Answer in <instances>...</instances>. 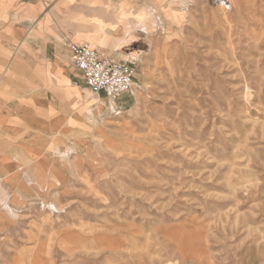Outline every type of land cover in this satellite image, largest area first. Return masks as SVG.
Wrapping results in <instances>:
<instances>
[{"label":"rangeland","instance_id":"obj_1","mask_svg":"<svg viewBox=\"0 0 264 264\" xmlns=\"http://www.w3.org/2000/svg\"><path fill=\"white\" fill-rule=\"evenodd\" d=\"M167 1L129 31V93L85 90L43 187L0 189V264H264V0Z\"/></svg>","mask_w":264,"mask_h":264},{"label":"crops","instance_id":"obj_2","mask_svg":"<svg viewBox=\"0 0 264 264\" xmlns=\"http://www.w3.org/2000/svg\"><path fill=\"white\" fill-rule=\"evenodd\" d=\"M161 2L0 0V189L8 205L28 198L34 184L43 187L36 173L57 168L47 160L56 155L55 142L65 146L71 122L87 121L86 87L68 45L131 62L146 44L129 33L140 24L136 16Z\"/></svg>","mask_w":264,"mask_h":264},{"label":"built area","instance_id":"obj_3","mask_svg":"<svg viewBox=\"0 0 264 264\" xmlns=\"http://www.w3.org/2000/svg\"><path fill=\"white\" fill-rule=\"evenodd\" d=\"M153 14V11H152ZM156 30L161 26L155 25ZM75 70L81 75L90 95L117 100L129 93L133 71L110 55L86 44H69Z\"/></svg>","mask_w":264,"mask_h":264},{"label":"bare ground","instance_id":"obj_4","mask_svg":"<svg viewBox=\"0 0 264 264\" xmlns=\"http://www.w3.org/2000/svg\"><path fill=\"white\" fill-rule=\"evenodd\" d=\"M163 11V10H162ZM142 15V14H141ZM150 15L151 14H149L148 12L146 13V15H145V18H146V20L150 17ZM144 17V16H143ZM149 22V21H148ZM144 28H146V25L145 24H143L142 25ZM142 30H144V29H142ZM131 87H133V85L131 86ZM87 90V89H86ZM88 91V90H87ZM88 94H90L89 93V91H88ZM92 97H96L97 99L99 98V99H103V98H101V97H98V96H92ZM104 101V100H103ZM102 100H100V101H98V103L99 104H103L102 102H103ZM40 178H43V180H44V177L43 176H40ZM49 178H51L52 179V181L53 182H55L56 183V181H55V179H53V177H49ZM14 201V200H13ZM15 203V202H14ZM5 207H7V206H5ZM9 209V208H8ZM6 222H5V220H4V217H1L0 216V224H5ZM187 228H184V229H181L180 228V230H173V231H171L170 233H168L167 234V236H165L168 240L169 239H174V238H176V236L175 235H173V233L175 232V231H180L181 233H188V232H192L194 235H192V239H193V237H196V235L198 236V237H201V234H200V232L199 231H194V228H190V229H188V230H186ZM193 240H195V239H193ZM191 244H192V241H189ZM175 245V247L178 249V246L176 245V244H174ZM198 248H197V250L195 251V252H193L192 253V255H188L189 256V258H192V260H191V262L190 263H192V262H195V264H204V259H206V264H215V262H214V259L212 258V256L210 255V254H208V252L206 251V246H203V245H201V244H199L198 246H197ZM173 250H175V248L173 249ZM172 254V253H171ZM172 257V256H171ZM180 258L181 259H183V258H185V255L184 254H182L181 253V255H180ZM173 261H175V260H166V264H174V262Z\"/></svg>","mask_w":264,"mask_h":264}]
</instances>
